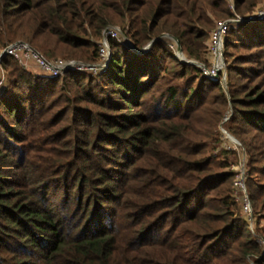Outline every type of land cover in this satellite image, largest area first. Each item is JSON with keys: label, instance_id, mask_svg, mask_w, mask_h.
Masks as SVG:
<instances>
[{"label": "trees", "instance_id": "trees-1", "mask_svg": "<svg viewBox=\"0 0 264 264\" xmlns=\"http://www.w3.org/2000/svg\"><path fill=\"white\" fill-rule=\"evenodd\" d=\"M258 7L0 0V54L24 42L49 60L97 63L105 31L123 35L103 75L53 77L3 58L0 264H264V20L232 25L226 81L176 55L179 42L208 67L216 21ZM228 111L237 151L219 131ZM241 153L256 223L234 197Z\"/></svg>", "mask_w": 264, "mask_h": 264}, {"label": "built area", "instance_id": "built-area-1", "mask_svg": "<svg viewBox=\"0 0 264 264\" xmlns=\"http://www.w3.org/2000/svg\"><path fill=\"white\" fill-rule=\"evenodd\" d=\"M234 10V8L232 7ZM264 20V7H258L252 13L241 16L236 14L234 19L221 20L215 23L214 29L209 34L206 51V61L208 67L205 64L200 65L203 74L209 78L214 79L220 74L227 77L226 64H225V40L228 32L233 24L240 23H253L256 21ZM110 39L123 40V35L119 28H109L105 31L103 38L98 43V61L97 63H84L79 61H71L65 59L49 60L41 53L33 49L29 44L24 42L15 43L10 45L5 50L6 55L14 58L21 68L24 70H30L35 66L39 71L44 74L53 77H62L65 74L72 71L89 72L94 75H103L108 71L109 64L112 59V51L109 44ZM8 83V78L5 70L1 67L0 62V94L4 91ZM230 141L227 149L237 150L241 146L230 135H227ZM237 173L234 180V197L239 202L241 212L245 218L252 222V204L249 197V192L246 185V171L244 164H241L237 168Z\"/></svg>", "mask_w": 264, "mask_h": 264}, {"label": "rangeland", "instance_id": "rangeland-1", "mask_svg": "<svg viewBox=\"0 0 264 264\" xmlns=\"http://www.w3.org/2000/svg\"><path fill=\"white\" fill-rule=\"evenodd\" d=\"M221 20H224V19H220V20H217L216 22H218V21H221ZM115 28H118V27H115ZM119 41V40H118ZM59 59H65V58H62V57H60ZM79 62H81V61H79ZM208 63V62H207ZM225 64H226V62H225ZM33 67H35V66H33ZM32 69V68H31ZM34 70H36V69H34ZM94 75V74H93ZM222 78H223V80H224V77L222 76ZM227 80V77H226V79H225V81ZM230 112L228 111L227 112V114L225 115V118H224V120H223V123L221 124V126L219 127V131H220V133H221V138L224 140V146H225V149L226 150H228L227 149V147H229V145H230V141L228 140V137L226 136V134L227 135H231V134H229V132L227 131V129H226V126H225V124H226V122L228 121V119L230 118ZM232 136V135H231ZM234 137V136H233ZM235 138V137H234ZM235 139H237V138H235ZM238 140V139H237ZM239 141V140H238ZM239 143H240V141H239ZM239 148H237V150H238ZM236 150V151H237ZM229 151V150H228ZM240 152H241V150H240ZM241 164H244V166H245V171H246V179H247V176H248V170H247V168H246V165H247V159H246V156L245 155H243L242 156V153L240 154V158H238V159H231V171H233L234 173H235V175H236V173H237V168L241 165ZM233 186H234V183H233ZM233 189H234V187H233ZM252 204V203H251ZM252 208H253V206H252ZM239 211V210H238ZM241 212V208H240V211H239V213ZM254 209H253V212H252V222H254V218H255V223L256 222H258L257 221V216L255 215L254 216ZM241 214L243 215V213L241 212ZM244 216V215H243ZM245 217V216H244ZM260 226L261 227H264V219H261L260 220ZM263 243V242H262Z\"/></svg>", "mask_w": 264, "mask_h": 264}, {"label": "water", "instance_id": "water-1", "mask_svg": "<svg viewBox=\"0 0 264 264\" xmlns=\"http://www.w3.org/2000/svg\"><path fill=\"white\" fill-rule=\"evenodd\" d=\"M163 37L170 38V36L167 35V34L162 35L161 37H159V38H157L156 40H154L153 42H151L150 45H149L146 49L143 50V52H148V51L152 48L153 44H154L157 40H159V39H161V38H163ZM125 41H126V44H127L128 46L133 47V45H132V43H131V41H130L129 39H125ZM176 47H177V49H176V55H177V57H178L182 62L189 63V64H193V65H197V66L202 65L201 63L196 62V61H187V60H186V57H185V55H184V53H183L182 47H181V45H180L179 42H176ZM5 55H6V52H5V51H3V52L0 54V62H2L3 58L5 57ZM217 77H218V76H217ZM224 81H225V80H224ZM230 136H231V135H230ZM231 137L239 143V141H238L237 139H235L233 136H231Z\"/></svg>", "mask_w": 264, "mask_h": 264}]
</instances>
